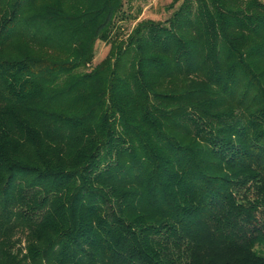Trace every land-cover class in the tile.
Returning <instances> with one entry per match:
<instances>
[{"label":"trees","instance_id":"trees-1","mask_svg":"<svg viewBox=\"0 0 264 264\" xmlns=\"http://www.w3.org/2000/svg\"><path fill=\"white\" fill-rule=\"evenodd\" d=\"M133 1L0 0V264H264V0Z\"/></svg>","mask_w":264,"mask_h":264},{"label":"rangeland","instance_id":"rangeland-1","mask_svg":"<svg viewBox=\"0 0 264 264\" xmlns=\"http://www.w3.org/2000/svg\"><path fill=\"white\" fill-rule=\"evenodd\" d=\"M173 0H134L131 3L125 2L124 10L131 18L120 21L117 26L121 28V38L124 39L132 30L134 25L142 20L165 21L172 13L170 8ZM130 7V8H129ZM109 45L97 41L94 45L95 57L93 64L99 63L109 51Z\"/></svg>","mask_w":264,"mask_h":264}]
</instances>
